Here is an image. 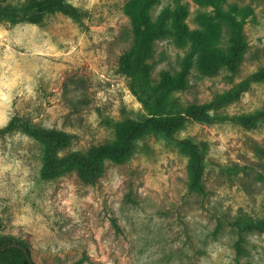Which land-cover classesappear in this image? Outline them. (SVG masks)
Here are the masks:
<instances>
[{"label": "rangeland", "instance_id": "1", "mask_svg": "<svg viewBox=\"0 0 264 264\" xmlns=\"http://www.w3.org/2000/svg\"><path fill=\"white\" fill-rule=\"evenodd\" d=\"M70 1L80 19L57 12L39 24L0 22V128L24 116L75 134L76 150L113 136L105 118L120 119L124 107L142 105L118 72L120 55L133 43L127 0ZM177 2L162 0L153 16ZM226 2L250 10L244 78L264 62V0ZM179 4L190 29L199 12L210 10L197 0ZM228 37L225 29L224 46ZM187 51L174 37L157 41L154 76L178 70ZM226 73L205 75L195 65L184 98L210 100L230 87ZM259 109L264 84L225 111ZM180 136L209 143L206 196L189 188L186 160L157 134L142 138L129 161L107 164L95 185L74 173L44 178L38 142L21 131L0 136V229L27 240L37 264H71L83 256L84 264H264V232L240 242L231 224L238 215L264 217V121L253 128L194 122Z\"/></svg>", "mask_w": 264, "mask_h": 264}, {"label": "trees", "instance_id": "2", "mask_svg": "<svg viewBox=\"0 0 264 264\" xmlns=\"http://www.w3.org/2000/svg\"><path fill=\"white\" fill-rule=\"evenodd\" d=\"M165 6L153 16V9L162 0H127L124 12L128 15L132 33V45L119 57L118 72L128 79V86L142 107L139 110L122 109L120 119H104L113 136L90 145L86 149L72 150L75 134L59 128L44 127L24 116L13 117L0 128V136L21 131L41 145V174L46 179L74 173L81 183L95 185L104 174L107 164H122L134 155L139 141L151 134L167 140L186 160L189 188L202 195L208 194L205 177L210 165L209 143L193 136L181 137L180 132L190 123L216 124L235 122L253 128L264 121V109L251 114L231 115L225 108L238 101L254 84H264V62L244 78H240L241 66L249 44L245 33L248 7L226 0H197L210 10L201 11L195 18L196 27L190 29L184 22L187 8L179 4ZM61 12L80 19V8L70 0H26L12 4L0 0V22H31L39 24L45 16ZM225 29L229 37L223 45ZM174 37L187 47L181 66L176 71L161 69L154 76L153 60L157 41ZM198 65L199 70L214 76L225 68L230 87L214 93L210 100L196 102L185 99L190 75ZM219 167L223 168L221 165ZM228 168V167H227ZM230 170H238L231 167ZM2 221L0 220V225ZM238 230L239 241L246 234L264 232V217L238 215L231 221ZM239 251L243 247L239 243ZM83 256L71 264H84ZM0 264H37L30 243L0 229Z\"/></svg>", "mask_w": 264, "mask_h": 264}]
</instances>
